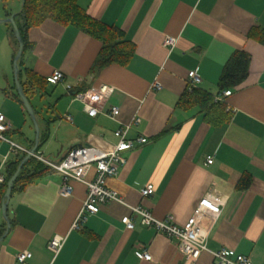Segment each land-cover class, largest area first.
<instances>
[{
    "label": "crops",
    "instance_id": "1",
    "mask_svg": "<svg viewBox=\"0 0 264 264\" xmlns=\"http://www.w3.org/2000/svg\"><path fill=\"white\" fill-rule=\"evenodd\" d=\"M78 3L93 18L125 31L135 53L125 64L97 68L102 42L87 32L54 19L30 29L21 64L23 81L27 82V71L44 79L56 70L66 75L63 82L48 84L29 98L41 133H50L39 152L59 163L76 147L114 145L120 140L117 130L139 116L142 121L132 124L127 136L147 137L149 142L126 153L127 164L108 178V186L130 205H144L159 219L172 215L179 225L192 216L201 197L215 191L226 205L221 218L210 221L214 223L210 249H233L250 256L254 264H264V0ZM22 9L23 0H2L0 21ZM167 36L177 38L173 49L164 45ZM18 51L11 23L0 22V113L13 123L7 135L32 149L37 131L18 98L14 67ZM236 51L249 55L250 67L247 79L231 88L233 94L224 102L232 114L227 124L210 123L200 105L179 106L192 70L203 80L198 90L218 94L221 75ZM155 83L162 89H155ZM102 85L114 87V92L99 115L91 117L76 94ZM112 106L120 108L115 118L108 115ZM9 151L10 144L0 141V166ZM210 156L214 162L207 164ZM12 159L5 161L6 174ZM93 177L94 171L89 178ZM150 183L156 193L143 197L141 190ZM61 185L62 174L51 169L12 193L11 229L0 243V264H21L17 254L23 250L33 253L25 264H185L176 239L144 225L140 218L134 229H127L122 218L131 211L118 202L104 205L83 230H74L88 188L73 182L74 192L67 196ZM2 204L0 199V239L8 230ZM57 235L67 237L58 254L49 248ZM144 249L152 260L141 258ZM195 264L217 261L205 251Z\"/></svg>",
    "mask_w": 264,
    "mask_h": 264
},
{
    "label": "built area",
    "instance_id": "2",
    "mask_svg": "<svg viewBox=\"0 0 264 264\" xmlns=\"http://www.w3.org/2000/svg\"><path fill=\"white\" fill-rule=\"evenodd\" d=\"M176 44L177 38L173 36H167L164 41V45L171 49ZM65 79L66 75L61 70H56L48 77V81L52 84H58ZM202 81V77L197 70L190 71L188 91H193ZM153 86L155 89H162V85L159 83H155ZM68 88L71 89L72 86H68ZM113 92L114 87L102 85L86 92H78L76 99L84 104V109L91 117H96L102 111V105L105 100ZM232 94V89L220 91L214 96V102H227L228 97ZM119 114L120 108L118 106H112L108 112V115L112 118L117 117ZM68 119L73 120V117L69 115ZM141 121V117L137 116L132 123L120 127L116 132L120 138L118 143L107 147L88 144L73 148L68 151L64 159L59 163L49 161L42 154H35L38 159L62 174V194L67 196L73 194V182L86 184L88 195L72 228L74 230H83L89 218L97 215L104 205L118 202L130 208V214L122 218L128 229L135 228V219L140 218L144 225L166 234L170 239H176L177 245L185 256V264H195L205 251L213 254L217 264H254L250 256L237 253L233 249L224 247L219 250L210 249L209 239L213 224L221 218L226 205V199L215 191H210L201 197L195 205L192 216L184 225H179L174 221L172 215L159 219L144 205H130L117 191L108 186V178L118 175L120 168L127 164L126 153L149 142L147 137L142 136L133 140L127 136L132 124H139ZM12 129V121L4 113H0V141L10 144V151L5 161L9 157H16L31 152V149L20 145L7 135ZM5 161L0 166V185H3L7 179L4 171ZM213 162L214 157H208L207 164H212ZM92 171H94V177L89 178ZM141 193L143 197H151L155 195L156 187L153 183H150L143 187ZM66 240V236L57 235L50 241L49 248L58 254L65 246ZM140 256L145 260L152 259V255L147 249H144ZM32 257L33 253L29 250H23L17 254V259L21 264L27 263Z\"/></svg>",
    "mask_w": 264,
    "mask_h": 264
},
{
    "label": "trees",
    "instance_id": "3",
    "mask_svg": "<svg viewBox=\"0 0 264 264\" xmlns=\"http://www.w3.org/2000/svg\"><path fill=\"white\" fill-rule=\"evenodd\" d=\"M10 15L12 16L9 13ZM47 19H54L64 25L75 26L100 40L102 48L95 65L97 68H103L112 63L125 64L135 53V44L127 39L125 31L93 18L79 5L78 0H23V9L16 15V21L25 41V49L29 45L28 34L30 29L41 25ZM11 27L17 45L20 47L12 24ZM22 59L23 56L19 61L20 80L25 93L31 98L37 90L42 92L46 88L45 86L51 83L48 82L47 78L44 79L33 71L25 73L27 82H24V73L21 68ZM249 67V55L244 51H236L228 60L221 75L219 82L220 91L236 88L241 85L249 75ZM18 98L24 104L20 95H18ZM198 105H200L202 112L205 114V118L215 126L227 124L231 120L232 114L227 111V106L224 102H214V96L200 91L198 88L193 91H187L179 101V106L183 108H192ZM49 137V132L47 134L41 133L37 151L40 150ZM27 155L16 156L7 162V179L0 186L1 200L5 196L8 182ZM49 170H51L49 166L33 156L24 164L15 182L13 192L19 188H25Z\"/></svg>",
    "mask_w": 264,
    "mask_h": 264
},
{
    "label": "water",
    "instance_id": "4",
    "mask_svg": "<svg viewBox=\"0 0 264 264\" xmlns=\"http://www.w3.org/2000/svg\"><path fill=\"white\" fill-rule=\"evenodd\" d=\"M2 4V0H0V7ZM3 22H8L11 23L14 26L15 32H16V37L19 41V51L17 53V56L15 58V62H14V67H15V79H16V85H17V89H18V93L21 97V99L23 100L28 112L30 113L31 117L33 118L34 122H35V126H36V131H37V145L35 147H33L31 149V152L24 158L23 162L21 163L20 167L18 168V170L16 171V173L13 175V177L10 179V181L8 182V188L6 190L5 196L3 198V204H2V209H3V214L6 218V220L8 221V230L6 232V234L0 239V243L2 242V240L4 239V237L9 233L10 229H11V220L9 219L8 213H9V203L12 197V193H13V188L15 185V182L24 166V164L30 160L33 155L35 154V152L38 149V145L40 143V137H41V129H40V125L39 122L37 120V115H36V111L35 108L33 106V104L31 103L29 97L27 96V94L24 91L22 82L20 80V65H19V61L22 58L24 51H25V41L23 39V36L20 32L19 26L17 24L16 21V16L15 14H13L11 17L2 20ZM0 21V22H2Z\"/></svg>",
    "mask_w": 264,
    "mask_h": 264
},
{
    "label": "bare ground",
    "instance_id": "5",
    "mask_svg": "<svg viewBox=\"0 0 264 264\" xmlns=\"http://www.w3.org/2000/svg\"><path fill=\"white\" fill-rule=\"evenodd\" d=\"M47 80H48V77H47ZM49 82V81H48ZM63 82V81H62ZM50 83V82H49ZM61 83V82H60ZM52 84V83H51ZM59 84V83H58ZM54 85H56V84H54ZM200 86V85H199ZM199 86L197 87V88H199ZM196 89V88H195ZM37 115V114H36ZM81 147V146H80ZM35 154H42L41 152H39V151H36L35 152ZM35 154L33 155L34 157H36L35 156ZM43 155V154H42ZM44 156V155H43ZM37 158V157H36ZM38 159V158H37ZM39 161H41V162H43V163H45L44 161H42V160H40V159H38ZM46 164V163H45ZM47 165V164H46ZM47 166H49V165H47ZM50 167V166H49ZM123 167V166H122ZM51 168V167H50ZM52 169V168H51ZM53 170V169H52ZM100 213V212H99ZM123 222V221H122ZM125 225V224H124ZM126 226V225H125ZM136 227V226H135ZM127 228V227H126ZM128 229V228H127ZM134 229V228H133ZM152 260V259H151Z\"/></svg>",
    "mask_w": 264,
    "mask_h": 264
},
{
    "label": "rangeland",
    "instance_id": "6",
    "mask_svg": "<svg viewBox=\"0 0 264 264\" xmlns=\"http://www.w3.org/2000/svg\"><path fill=\"white\" fill-rule=\"evenodd\" d=\"M52 90H53V88H52ZM33 102H34L36 108L39 110L38 100L35 98ZM29 114H30V113H29ZM30 116H31V115H30ZM31 119H32V117H31ZM1 215H2V214H1Z\"/></svg>",
    "mask_w": 264,
    "mask_h": 264
}]
</instances>
